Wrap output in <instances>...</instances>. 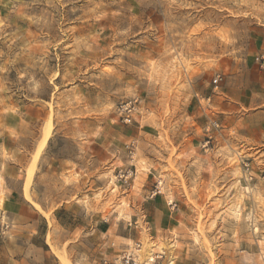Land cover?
Wrapping results in <instances>:
<instances>
[{
  "label": "rangeland",
  "instance_id": "rangeland-1",
  "mask_svg": "<svg viewBox=\"0 0 264 264\" xmlns=\"http://www.w3.org/2000/svg\"><path fill=\"white\" fill-rule=\"evenodd\" d=\"M263 35L264 0H0V111L3 100L12 102L9 113L40 107L42 118L7 142L28 152L25 196L47 221L58 264H86L93 248L80 233L60 246L53 241L85 224V212L92 214L99 202L107 216L121 194L118 184L155 160L167 166L164 175L181 182L194 226L193 264H264V144L220 140L203 154L213 165L202 183L190 150L178 155L193 135H212L203 126V113L210 112L203 109L213 75L258 51ZM132 97L139 100L134 156L142 167L112 169L110 161L98 168L86 145L100 140V127L113 119L127 125L116 107ZM126 170L133 174L124 182ZM82 181L89 189L83 200ZM125 206L121 199L115 207L121 213ZM89 218L93 224L98 217ZM147 245L133 246L138 264L154 256Z\"/></svg>",
  "mask_w": 264,
  "mask_h": 264
},
{
  "label": "crops",
  "instance_id": "crops-1",
  "mask_svg": "<svg viewBox=\"0 0 264 264\" xmlns=\"http://www.w3.org/2000/svg\"><path fill=\"white\" fill-rule=\"evenodd\" d=\"M261 53L264 54V35L258 51L241 61L226 62L220 69L223 79L218 88L205 94L203 111L210 113H203V126L206 130L211 128L212 135H193L186 148L178 153L181 156L185 149L190 150L194 163L200 167L198 182L209 180L207 168L213 161L203 158V154L213 150L220 140L237 138L247 145L264 144V63L261 68L255 60ZM10 103L3 100L0 111V216H4L9 225L5 235L0 237V264H58L47 242V221L25 196V179L21 173L29 163L28 152L18 142H7L16 131L21 136L22 126L42 118V113L40 107L33 105L18 106L16 111L9 113L5 108ZM115 122L113 119V124L100 127L102 138L86 145L96 156L95 164L100 168L101 164L112 161L109 166L112 169L120 164L141 168L142 162L136 161L134 156L136 139L141 132L135 114L132 119L135 125L123 126ZM208 143L211 146H206ZM4 152L10 157H5ZM124 153L132 159L128 160L127 155L124 158ZM165 168L167 166L160 161L151 162L146 171L136 174L127 184H118L116 188L121 194L113 198L107 216L104 214L106 203L99 202L92 214L85 212V224L67 228L65 235L53 242L60 246L64 240L69 242L75 232L80 233L81 241H90L93 248L88 256L84 255L88 260L86 264H121L122 253H135L133 246L138 244L139 250L143 242L148 243L146 250L152 256H159V264H193L189 259L192 254L189 241L194 226L187 222L189 208L181 182L173 180L169 174L164 175ZM156 183L158 188L163 185L164 190L155 191ZM192 183L187 177V186L191 187ZM33 185L35 181L28 190L30 197L34 194ZM81 185L83 190L79 195L83 200L84 193L89 195V189H85L83 181ZM97 187H104V183H97ZM121 199L126 206L120 213L119 206H115ZM91 215L98 217L93 224ZM134 261L138 264L137 259Z\"/></svg>",
  "mask_w": 264,
  "mask_h": 264
},
{
  "label": "built area",
  "instance_id": "built-area-1",
  "mask_svg": "<svg viewBox=\"0 0 264 264\" xmlns=\"http://www.w3.org/2000/svg\"><path fill=\"white\" fill-rule=\"evenodd\" d=\"M255 60L259 63V66L262 68L264 63V54H259L255 57ZM223 77L220 73H216L213 75L211 83L213 86V89L216 90L222 81ZM139 105V100L136 97H132L128 100L122 101L118 104L116 107V113L120 121L124 124H129L132 122L133 116L136 113L137 107ZM213 126L216 127V124H213ZM246 166V169H248V164H244ZM119 173H121L119 171ZM133 171L132 170H126L123 174L120 176L123 177L124 182H126L127 178L132 176ZM9 225L6 221H0V236L5 235L6 231L8 230ZM136 248H139V245H135ZM134 258L135 255L132 251H125L120 256L121 264H134ZM157 259H159V256H153L148 258L147 264H159L157 262Z\"/></svg>",
  "mask_w": 264,
  "mask_h": 264
},
{
  "label": "bare ground",
  "instance_id": "bare-ground-1",
  "mask_svg": "<svg viewBox=\"0 0 264 264\" xmlns=\"http://www.w3.org/2000/svg\"><path fill=\"white\" fill-rule=\"evenodd\" d=\"M48 136H49V129H47V130L45 131L44 141L47 139Z\"/></svg>",
  "mask_w": 264,
  "mask_h": 264
}]
</instances>
